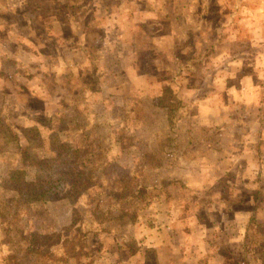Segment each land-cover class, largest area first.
Listing matches in <instances>:
<instances>
[{
	"label": "rangeland",
	"instance_id": "rangeland-1",
	"mask_svg": "<svg viewBox=\"0 0 264 264\" xmlns=\"http://www.w3.org/2000/svg\"><path fill=\"white\" fill-rule=\"evenodd\" d=\"M65 1L58 0L57 6L50 9L45 0H0V229L3 240L13 250L8 255L12 264L17 261L14 251L20 264H49L55 258L64 261L65 250L80 241L76 236L82 228L95 232L112 227L118 236L121 230L129 233L133 227L140 231L152 229L153 233L167 231L171 212L182 207L175 204L167 213L166 206L155 201L166 192L160 168L171 162L176 147L177 152L178 148L182 150L188 137L195 142L182 153L186 160L209 149L200 144L202 141L210 142L214 149L231 146L245 131L235 123L233 127L223 124L230 119L220 105L227 103L224 95L231 94L227 88L243 85L247 79L244 74L254 72L250 80L264 89V60L256 63L238 59L241 51L247 58L251 53L244 50L246 43L238 38L239 28L233 27L227 31L233 42L212 50L229 53L233 61L200 62L201 68L208 65L209 73L200 70L189 83L175 73L156 74V64L160 68L168 66L172 72L180 66L178 62L156 61L149 54L139 55L136 70L129 77L102 78V66L111 65L109 61H94L92 68L82 74L75 70L59 72L48 20L54 10L67 9ZM67 1L70 6L71 0ZM86 1L73 0L75 5L69 10L74 21L92 20L91 11L84 14L81 9ZM88 2L87 10H92L93 0ZM210 3L213 5V0ZM242 16L235 14L231 22L238 23ZM207 17L216 23L220 16ZM27 21L33 31L23 27ZM12 24L34 40L24 36V40L14 43L17 33L6 36L4 30ZM76 33L63 32L69 39ZM99 33L93 30L92 36L100 37ZM88 42L95 59L94 52L102 45ZM96 68L101 73L95 74ZM219 69L224 72L217 77ZM257 71L263 75L256 76ZM156 79L166 82L162 91L150 90ZM180 81L198 90L196 109H185L187 103L175 94L173 86H179ZM208 96L213 99H202ZM207 107L209 114L204 113ZM235 112L243 116L256 110ZM258 112L264 127V100ZM190 113L196 116L193 120ZM245 126L250 133L251 126L247 122ZM256 144L257 155L253 150L249 152L258 160L253 182L246 185L242 175L236 177L233 173L225 176L233 181L231 190L218 181L212 189L182 190L183 194L173 195L180 199L187 195L206 204L210 201L211 206L197 203L194 214L209 231L211 225H216L215 236L207 238L210 253H204L205 260L213 264H262L264 145ZM119 219H127L132 226H117Z\"/></svg>",
	"mask_w": 264,
	"mask_h": 264
},
{
	"label": "crops",
	"instance_id": "crops-1",
	"mask_svg": "<svg viewBox=\"0 0 264 264\" xmlns=\"http://www.w3.org/2000/svg\"><path fill=\"white\" fill-rule=\"evenodd\" d=\"M210 1L93 0L92 10H87L89 6L87 0L84 5L81 4V9L84 14L91 11L92 20L77 22L72 19V11L69 10L75 3L71 0L69 2L71 5L68 6L66 0L67 9L63 12L61 9L54 10L52 17L48 20L49 30L53 34L50 37L56 45L54 52V59L57 61L56 69L59 72L64 70L73 72L75 70L81 73V71L92 68L91 63L94 61L103 63L109 61L112 62L111 65L102 66L104 68L102 78L117 79L131 76L136 70L139 55L149 54L156 61L178 62V66H180L175 72H172L168 66L164 68L161 66L160 68L156 64L153 67L156 74L159 73L160 76H164L169 75L168 73H175L178 78L187 79L189 83L194 77V73L197 72L198 74L200 70L209 73L208 65L201 68L200 62L207 60L233 61L234 56H230L229 53L212 51L218 46L232 41V36L227 32L232 27L239 28L238 38L241 43H246L244 50L251 53V55L248 54L250 57L247 58L246 53L241 51L238 53V59L244 60L246 58L256 63L263 61L264 0H213V5ZM45 2H48L49 8L52 9V7L57 6L58 0H45ZM252 2L253 6L249 7ZM207 14H217L220 17L216 23H213ZM235 14H243V19L238 23L234 20L231 22ZM60 15H63L62 20L59 19ZM24 26L25 28L28 27L29 31H33L28 21L25 22ZM4 30H7L6 36L12 32L17 33L14 43L24 40L25 37L34 40L29 34L25 36L21 34L22 32L19 33L15 24L4 26ZM64 30L69 32L76 30V37L69 39L63 34ZM93 30H99L101 36H92ZM90 40L96 45L98 43L102 45L94 52L95 59L91 57L92 48L88 42ZM63 52L67 55H62ZM4 59L8 58L4 56ZM124 62L130 64L122 68L121 65ZM222 71L223 69L217 71V77L221 75ZM98 73L101 71H97L96 68L95 74ZM257 73L256 76L263 75L262 71H257ZM156 74L152 75V78L156 77ZM252 74L254 72L244 74L247 79L246 82H242L243 85L227 88L231 89L228 90L231 91V94H225L227 103L223 101L220 104L230 117L223 124L226 123L233 127L235 123L242 126L245 132L239 135L235 139L236 141H232L231 146L224 147V149H214L210 147V142L202 141L200 144L209 149L198 157L191 158L192 155H190L189 158L191 159L186 160V156L183 157L182 153L195 142L188 137L180 152V148H178L179 153L176 150L177 147L173 150L174 160L172 159L169 164L160 168L164 173L163 178L160 179L166 188V192L165 195L160 194V198H156L155 201L162 202V206H166L167 213L175 204H180L182 207L175 213L171 212L169 217L170 228L167 231L153 233L152 229L140 231L137 227H133L129 233L124 232V229L121 230L120 233L122 234L118 236L112 227L109 231L107 228L95 232L82 228L81 231H78L80 234L76 236L80 241L75 242V244L73 242V246L67 248V251L65 250V260L55 258L50 260L49 264H213L210 259L205 260L204 253H210L211 249L207 238L215 236L216 225H211L210 229L212 230L209 231L207 225H203L198 215L194 214V212L197 213V203L201 206L203 204L211 206L208 203L210 201L206 204L201 199L191 200L187 195L184 199L175 198L173 195L176 193L183 194L182 190L197 192L212 189L218 181L221 182L222 187L231 190V182L233 181L225 176L227 174L233 175V173L236 177L242 175L241 180L246 185L253 182L252 175L257 174L256 161L258 160L254 159L249 152L253 150L257 155L259 148L256 143L260 142L264 145V127L258 112V108L264 100V89L261 84L250 80L249 77ZM176 83L173 86L176 89L175 94L187 103V106H184L185 109H190V111L196 109L195 97L198 91L196 87L191 84H184L183 81H180L179 86H176ZM153 84L150 85V90L162 91L166 82L156 79ZM181 93L183 94L182 97ZM202 99L209 102L213 98L208 96ZM237 109H251L256 110V112L255 114L246 113V115L241 112L242 116L236 114ZM204 113L209 114L208 107ZM189 117L193 120L196 116L190 113ZM245 117L247 121L244 120ZM245 122L251 126L250 133ZM235 146L237 150L234 149ZM164 177L166 182H164ZM179 211L181 212L179 213ZM208 211L210 212L211 209ZM116 224L120 227L132 226V223L127 219H119ZM5 233L4 230V237ZM52 249L57 252V248L53 247ZM10 251L13 250L3 240L0 229V264L13 263L8 256ZM14 252L17 256L15 264H20L18 253L17 251Z\"/></svg>",
	"mask_w": 264,
	"mask_h": 264
},
{
	"label": "trees",
	"instance_id": "trees-1",
	"mask_svg": "<svg viewBox=\"0 0 264 264\" xmlns=\"http://www.w3.org/2000/svg\"><path fill=\"white\" fill-rule=\"evenodd\" d=\"M113 215H110V218H113ZM262 264H264V253H263V259H262Z\"/></svg>",
	"mask_w": 264,
	"mask_h": 264
}]
</instances>
